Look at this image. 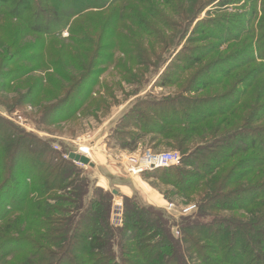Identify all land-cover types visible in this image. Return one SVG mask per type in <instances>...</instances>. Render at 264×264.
<instances>
[{
	"label": "rangeland",
	"instance_id": "rangeland-1",
	"mask_svg": "<svg viewBox=\"0 0 264 264\" xmlns=\"http://www.w3.org/2000/svg\"><path fill=\"white\" fill-rule=\"evenodd\" d=\"M253 5L256 10L251 15ZM3 11L0 10V124L15 128L24 140H32L33 143L25 142L26 151H41V147L34 145L38 141L46 143L63 159L68 153L87 147L92 163L95 156L106 160L102 172L74 164L76 169L68 171L66 176V182L73 185L65 191L47 190L41 196L35 189L31 192L33 184L29 183L27 199L53 207L54 222L64 218L76 220L88 200L95 199L102 204L101 217L108 213L110 227L117 230L124 222V199H135L140 206L164 214L168 220L167 231L178 242L185 264H201L197 253L186 249L183 236L186 228L219 225L226 220L249 224L257 219L260 213L254 207L202 213L198 193H178L171 184L161 181L164 176L153 173L129 176L123 162L126 156L139 155L146 150L176 151L171 148L172 141L160 136L154 139L151 134L129 127V122L140 124L139 113L155 117L152 114L155 104L186 98L205 110L216 112L206 120L212 124L211 131L200 125L193 129L185 144L189 165L179 163L171 167L174 179L179 175L177 169L194 170L192 166L202 160L203 146L221 136L219 123L222 131L227 130L226 121L236 127L243 123L217 114L221 103L218 97L236 89L239 93L248 92L245 97H236L235 111L242 112V120L250 119L258 89H248V86L251 80H258L260 87L264 84V59H259L264 56V0H124L110 8L89 9L76 16L59 38L37 40L23 29L18 34L20 22L11 20ZM241 16L244 22L233 21ZM143 22L149 26L145 33L141 29ZM237 25L239 32L235 29ZM224 30L230 31L231 38L222 44L215 36H226ZM25 45L28 49L23 50ZM18 51L26 54H15ZM249 56H253V63H247ZM195 57L201 62L195 61ZM250 70L256 73L247 75ZM7 74H12L9 79H6ZM83 75L82 85L74 86V91L66 97L72 81ZM255 75L258 79H253ZM208 78L212 79L211 85H206ZM60 103L64 107L58 112L53 107ZM243 103L247 107L239 110ZM160 115L158 120L164 118L163 113ZM128 117L133 118L132 121ZM122 123L127 127L119 128ZM263 123L264 119L261 125ZM116 130L141 136L137 146H131L132 152L114 141ZM4 151L5 155L6 149ZM176 152L181 158L182 153ZM0 159L3 165L9 163L8 157L1 155ZM38 161L43 169L44 163ZM35 164L25 159L18 170L31 166L32 177H37L40 173ZM212 179L213 176L206 177L201 185L203 189L207 190L206 184ZM122 185L128 189V194L120 190ZM76 190L82 193L80 198L72 195ZM78 201L82 203L81 208ZM169 205H173L170 215L174 217L166 211ZM189 205L196 207L191 215H178L182 207ZM16 216L11 214L10 218ZM18 228L14 236L22 234L36 243L35 238L45 231L30 227L27 221ZM57 228L55 224L52 227L54 237ZM114 240L116 252L118 242ZM52 251L58 252L57 248ZM115 264L120 261L116 259Z\"/></svg>",
	"mask_w": 264,
	"mask_h": 264
},
{
	"label": "trees",
	"instance_id": "trees-1",
	"mask_svg": "<svg viewBox=\"0 0 264 264\" xmlns=\"http://www.w3.org/2000/svg\"><path fill=\"white\" fill-rule=\"evenodd\" d=\"M120 1L124 0H0V10H4L11 20L20 22L21 29L16 31L18 34L23 29L33 34L35 40L40 37L56 39L76 16H81L89 9L110 8ZM250 9L251 15H254V5ZM243 20L244 16H241L233 21L244 22ZM147 27L149 26L146 24L141 27L144 33L149 29ZM238 28L237 25L235 29L239 32ZM224 32L226 36H215L222 44L229 42L231 38L229 30ZM23 48L28 49V45ZM173 50L174 47L167 53V58ZM18 53L23 52L15 54ZM25 54L26 52L23 53ZM259 57L264 59V56ZM195 61L201 62L198 57H195ZM249 62H254L253 56H249L247 63ZM187 69L189 67L185 70ZM255 73V70H250L247 75ZM12 74H7L6 79ZM84 77L83 75L72 81V86L66 90V97L74 91V86L82 85ZM253 79H258V76L255 75ZM257 81L251 80L252 83L248 86V89H258L252 102L250 119L242 120V112L235 111L236 99L239 96L245 97L248 92L239 93L236 89L218 97L221 103L217 114L230 116L237 123H243L236 127L233 122L226 121L227 130L223 131L219 123L221 136L203 146L202 160L191 165L194 169L192 172L177 169L179 175L175 179V172L171 168L142 173L145 176L151 173L158 177L164 176L161 181L171 184L178 193H198L201 196L198 207L202 213L237 211L246 207L259 210L257 219L249 224L226 220L219 225L213 223L186 228L183 232L186 249L189 252L194 250L201 264H264V123L261 125L264 119V84L260 87ZM211 83L212 79L208 78L206 85ZM194 103L197 102L180 98L155 104L156 109H152L155 117L151 115L149 118L139 113L140 124L129 122V127L137 128L143 134H151L154 139L160 136L172 141L171 148L182 153L180 165L188 166L185 144L198 125L211 131L212 124L206 120L216 113ZM62 105L60 103L53 108L59 112L64 107ZM242 107L247 106L243 103L239 110ZM160 113L164 114V118L158 120ZM169 115H172L171 120L167 118ZM127 119L132 121L133 118ZM251 123L258 125L252 127ZM118 127L127 126L122 123ZM119 131L116 130L114 141L132 152L131 146L135 148L141 136L134 132ZM18 132L15 128L0 124V158L1 155L9 158V163L4 165L0 159V264H115L116 259L120 264H185L178 242L167 231L168 220L164 214L140 206L135 199H124V222L117 230L110 227L108 213L101 217L102 204L95 199L88 200L76 220L64 218L54 222L53 207L27 199L29 183L33 184L31 192L37 190L35 193L41 196L47 190L65 191L73 185L66 182V176L68 171L76 169L75 165L52 151L46 143L36 141L35 147H41L42 150L26 151L25 142L30 143L32 140H24L23 135ZM25 159L29 163L37 164L38 160L44 163L43 169L37 164L40 173L37 177H32L31 166L18 170ZM208 176H213V179L206 184L205 190L201 185H204ZM81 194L76 190L72 195L80 198ZM108 197L110 204L111 199ZM77 205L81 208L82 203L78 201ZM11 214L17 215L15 219L10 218ZM25 221L32 228L45 230L43 235L39 234L35 238L38 243L22 234L14 236L18 233L19 224ZM54 224L58 227L55 237L51 235ZM259 227L263 228L258 229ZM114 239L118 242L116 252L113 250ZM30 248L33 249L32 252L28 250ZM53 248H57L58 252L52 251ZM203 250H207V253Z\"/></svg>",
	"mask_w": 264,
	"mask_h": 264
},
{
	"label": "built area",
	"instance_id": "built-area-1",
	"mask_svg": "<svg viewBox=\"0 0 264 264\" xmlns=\"http://www.w3.org/2000/svg\"><path fill=\"white\" fill-rule=\"evenodd\" d=\"M74 153L86 156L87 158L90 159L89 156L90 151L87 147H80ZM68 154L64 156L65 159H68ZM180 160H181L180 154L176 151L151 152L149 150H146L139 155L126 156L124 158L123 168L127 175L138 176L147 171L175 167L179 165ZM74 164L80 165L78 163H74ZM195 208L196 207L194 205L182 207L181 210L178 212V215L181 216L191 215L192 212L195 210ZM172 209H173V205H169L166 208V211L168 212V215L170 217H174L173 215H170Z\"/></svg>",
	"mask_w": 264,
	"mask_h": 264
},
{
	"label": "water",
	"instance_id": "water-1",
	"mask_svg": "<svg viewBox=\"0 0 264 264\" xmlns=\"http://www.w3.org/2000/svg\"><path fill=\"white\" fill-rule=\"evenodd\" d=\"M68 159L72 161L73 163H78L82 166H88L90 168H94V164L86 156H83V155H80L74 152H70L68 154ZM113 194H116V192L113 191Z\"/></svg>",
	"mask_w": 264,
	"mask_h": 264
},
{
	"label": "crops",
	"instance_id": "crops-1",
	"mask_svg": "<svg viewBox=\"0 0 264 264\" xmlns=\"http://www.w3.org/2000/svg\"><path fill=\"white\" fill-rule=\"evenodd\" d=\"M95 160L93 161V164H94V168L96 169V170H101V172L102 171H104V168L106 167V165L104 164L105 162H106V160H104V159H102V158H99V157H96L95 156V158H94ZM91 160H92V158H91ZM121 189V191L123 192H125V193H127L128 192V189L127 188H125L123 185L120 187ZM121 192V193H122ZM128 194V193H127Z\"/></svg>",
	"mask_w": 264,
	"mask_h": 264
},
{
	"label": "bare ground",
	"instance_id": "bare-ground-1",
	"mask_svg": "<svg viewBox=\"0 0 264 264\" xmlns=\"http://www.w3.org/2000/svg\"><path fill=\"white\" fill-rule=\"evenodd\" d=\"M89 156H90V153H89Z\"/></svg>",
	"mask_w": 264,
	"mask_h": 264
}]
</instances>
